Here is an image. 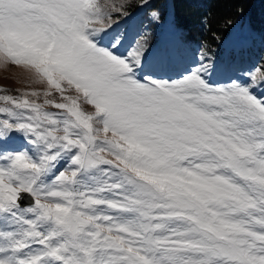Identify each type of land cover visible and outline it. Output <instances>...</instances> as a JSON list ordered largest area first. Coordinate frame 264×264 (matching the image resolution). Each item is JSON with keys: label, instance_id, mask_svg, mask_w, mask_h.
Segmentation results:
<instances>
[{"label": "snow or ice", "instance_id": "snow-or-ice-1", "mask_svg": "<svg viewBox=\"0 0 264 264\" xmlns=\"http://www.w3.org/2000/svg\"><path fill=\"white\" fill-rule=\"evenodd\" d=\"M133 6L0 0V65L43 85L0 89V264H264V68L174 79L121 52Z\"/></svg>", "mask_w": 264, "mask_h": 264}, {"label": "rangeland", "instance_id": "rangeland-1", "mask_svg": "<svg viewBox=\"0 0 264 264\" xmlns=\"http://www.w3.org/2000/svg\"><path fill=\"white\" fill-rule=\"evenodd\" d=\"M118 24L114 25L113 30L116 33H121L125 36V48L121 49L122 53H126L128 46H130L138 33H148L153 39V44L151 49L146 56L149 61L159 59L163 57L168 63V72L167 75L172 78H178L182 73L187 69L194 68L198 61L203 57H209L212 62L217 63L218 70L216 74L212 77L213 81L223 82L229 77L241 76L243 77L244 73H247L255 68H264L262 61H258L255 58H251L249 55L248 49L250 46H256L258 44L255 39L259 31L251 29L248 24H245L242 27L241 36L237 39L238 49L239 45L242 44L244 48L243 55L247 58L245 61L250 66L240 67L239 62L231 63V59L227 55H222L219 58V54L210 53V52H199L197 45L192 44L191 42L178 44L180 41L179 38L175 39V42L172 46L167 47L169 44V38L167 34L174 28L173 25L169 24L163 28L158 24L161 22L159 19L158 22L153 23V21L143 20L140 17V14L137 17L128 19V17H117ZM164 25V24H163ZM161 36L160 41H155L156 36ZM256 35V36H255ZM155 41V42H154ZM240 69V70H239ZM0 82L10 83L19 87L23 92L31 90H41L43 85L34 82L29 73L18 66L12 65H0ZM260 91V90H258ZM42 99V98H41ZM84 107H88L85 105Z\"/></svg>", "mask_w": 264, "mask_h": 264}, {"label": "trees", "instance_id": "trees-1", "mask_svg": "<svg viewBox=\"0 0 264 264\" xmlns=\"http://www.w3.org/2000/svg\"><path fill=\"white\" fill-rule=\"evenodd\" d=\"M135 9L136 0H129ZM164 17L169 7L174 23L181 28L186 40L196 42L203 50H216L232 42L241 26L247 21L263 34V44L258 51L264 61V0H150ZM264 67V66H263ZM0 89L9 94L22 93L10 85L0 83Z\"/></svg>", "mask_w": 264, "mask_h": 264}]
</instances>
